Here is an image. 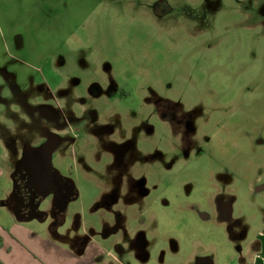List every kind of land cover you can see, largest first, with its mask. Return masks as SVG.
Wrapping results in <instances>:
<instances>
[{
    "label": "rangeland",
    "instance_id": "374dc122",
    "mask_svg": "<svg viewBox=\"0 0 264 264\" xmlns=\"http://www.w3.org/2000/svg\"><path fill=\"white\" fill-rule=\"evenodd\" d=\"M0 144V222L113 233L125 264L256 247L264 0H0ZM46 144L32 207L19 167Z\"/></svg>",
    "mask_w": 264,
    "mask_h": 264
},
{
    "label": "crops",
    "instance_id": "0c3cea01",
    "mask_svg": "<svg viewBox=\"0 0 264 264\" xmlns=\"http://www.w3.org/2000/svg\"><path fill=\"white\" fill-rule=\"evenodd\" d=\"M7 149L0 144V182L8 172L3 161L10 157L9 145ZM5 217L0 222V264H125L106 244L113 233H42L36 227L39 221L30 226L15 216ZM257 238L256 247L247 246L220 264H264L253 259L256 255L264 258V233Z\"/></svg>",
    "mask_w": 264,
    "mask_h": 264
},
{
    "label": "flooded vegetation",
    "instance_id": "af4514ba",
    "mask_svg": "<svg viewBox=\"0 0 264 264\" xmlns=\"http://www.w3.org/2000/svg\"><path fill=\"white\" fill-rule=\"evenodd\" d=\"M51 146V145H50ZM50 146L43 145V147L39 149H32L23 158V160L20 163V178L21 186L23 189V196L25 197L26 201H28V204H32V207H35L38 194L45 193L46 189L51 185L52 178H51V172H50ZM43 168H46L47 170V183H46V189L41 190V186L43 185L44 178L42 176ZM23 174V176H21ZM25 175V176H24ZM16 176H14V179ZM18 179V178H17ZM16 179V183H18ZM263 186H259L254 190L256 193H260ZM29 206V205H28ZM38 205L36 204V207ZM144 223V222H142ZM260 258V256H259Z\"/></svg>",
    "mask_w": 264,
    "mask_h": 264
},
{
    "label": "water",
    "instance_id": "95a60500",
    "mask_svg": "<svg viewBox=\"0 0 264 264\" xmlns=\"http://www.w3.org/2000/svg\"><path fill=\"white\" fill-rule=\"evenodd\" d=\"M47 169L43 168V172H42V176L44 178V182L43 185L41 186V190H44V188L46 187V183H47Z\"/></svg>",
    "mask_w": 264,
    "mask_h": 264
}]
</instances>
